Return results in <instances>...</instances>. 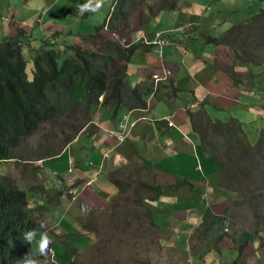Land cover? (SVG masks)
Instances as JSON below:
<instances>
[{
    "label": "crops",
    "instance_id": "obj_1",
    "mask_svg": "<svg viewBox=\"0 0 264 264\" xmlns=\"http://www.w3.org/2000/svg\"><path fill=\"white\" fill-rule=\"evenodd\" d=\"M152 2L147 0L133 11L128 27L116 33L102 31L107 40L114 37L124 46L137 47L129 61H114L112 73L120 67L125 68L126 75L118 91L109 102H103L104 94L98 97L89 120L54 159L55 168L72 185L68 190L78 193V187L83 188L81 199L73 193L76 199L72 201L69 191L60 197L67 198L69 217L78 226L76 220L82 213H74L87 210V202L95 206L92 211L112 209L114 215H133L143 222L150 231V243L143 248L148 264H202L203 258L205 264H215L222 259L216 254H222L226 246L232 261L242 243L241 259L254 264L264 259V247H259L253 233L252 213L243 212L247 206L237 204L234 190L220 185L218 165L202 149L203 137L197 126L198 115L204 110L210 116L212 108L223 111L233 107L237 112L243 109L244 101V110L256 116L236 115L235 119L248 123L262 119L251 107L264 115L257 102L264 89L254 91L248 72L254 66L237 65L225 53L228 46L213 45L207 36H219L229 26L245 22L264 8V1L161 0L156 9ZM31 3L47 4L41 17L43 34L49 37L54 29L60 30L51 39L61 37L67 47L72 41L67 34L73 28L83 33L95 25L96 10L92 11V6L96 8L97 4L92 0H25V4ZM85 3L89 6L84 7ZM61 6L72 7V14H57ZM156 32L169 43L158 47L148 42ZM9 34H14L12 27ZM93 40L89 37L86 47L94 49ZM67 47L62 50L69 53ZM153 75L161 79L154 83ZM139 96L145 101L144 107L133 104ZM124 116L126 129L121 131L118 125ZM177 182L182 185L176 186ZM141 183H152L155 189L143 188ZM227 222L229 231L214 246L218 230ZM60 226L75 229L72 224ZM108 235L121 245L118 237ZM146 237L138 242L146 241ZM127 253L120 246L118 254ZM143 254L136 257L140 259Z\"/></svg>",
    "mask_w": 264,
    "mask_h": 264
},
{
    "label": "trees",
    "instance_id": "obj_2",
    "mask_svg": "<svg viewBox=\"0 0 264 264\" xmlns=\"http://www.w3.org/2000/svg\"><path fill=\"white\" fill-rule=\"evenodd\" d=\"M146 1L113 0L104 21L97 26L90 25L94 26L92 34L76 31L87 41L89 36L94 37V49L86 47L85 43L84 46L67 47L70 53H66L62 50L63 43L51 41L60 32L57 29L46 37L43 33L36 34L19 27L15 30L16 35L4 34L0 38V161L14 158L27 165L31 161L57 155L89 120L92 105L98 101V97L104 94L103 102L110 101L126 76L125 68L116 67L112 73L114 61H129L137 44L124 46L114 37L107 40L103 38L102 31L106 28L115 32L128 27L133 11ZM44 5L47 4L43 3L38 7L41 9ZM72 12L73 9L69 6H61L56 10L60 16H67ZM263 39L264 8L245 22L229 26L219 36H207V41L213 45L222 44L232 48L235 56L239 50L243 56L255 57L254 62L260 67V73L264 70V60L256 61L255 51L258 49L264 54V45L261 43ZM25 53L33 64L31 77ZM233 61L235 62L234 59ZM248 72L251 86L257 91L254 82L259 76L254 77L252 70ZM261 88L260 85L259 89ZM139 97L133 104L144 107L145 101ZM258 98L257 102L264 112V95H259ZM47 123H50V127L45 126ZM197 128L203 137L202 149L218 165L220 185L238 192L240 185L249 183L255 186L256 191L249 196L244 193L245 199L237 204H247L252 210L255 225L253 233L255 236L256 233L259 235V247H264V129L261 130L257 143L251 145L245 138L240 121L230 119L220 122L211 118L205 110L198 115ZM35 130L40 131L35 149L30 155H26L25 149L29 146L26 140ZM228 150H231V155ZM254 174L258 176L256 181L253 179ZM183 181L193 186L186 179ZM141 185L143 188L155 189L152 183ZM181 185V182L176 183V186ZM227 231L226 226L218 230L214 246H217ZM244 244L237 249L231 264H246L241 259ZM218 250L221 252L220 248ZM206 261L204 258L201 260L202 264ZM215 262L220 264L221 260L217 259ZM0 264H8L1 245ZM254 264H264V259H258Z\"/></svg>",
    "mask_w": 264,
    "mask_h": 264
},
{
    "label": "rangeland",
    "instance_id": "obj_3",
    "mask_svg": "<svg viewBox=\"0 0 264 264\" xmlns=\"http://www.w3.org/2000/svg\"><path fill=\"white\" fill-rule=\"evenodd\" d=\"M92 1L94 4L100 3L102 5L98 9L92 6V11L96 10L94 17V23H95L94 26H97L100 25L106 18L113 0L112 1L104 0L103 2H101V0H92ZM160 4H161V0H153L152 2L153 9L159 8ZM46 6L47 5H44L41 9H38L40 7H38L37 4L31 3L27 5L25 4V0H0V38L4 34L7 35L9 31H11V27H13L12 22L5 20V18L10 17L8 15V9L17 12V23L19 22L20 25L23 24L22 27L27 31H33L36 34L44 33L43 29L45 27V24L41 23L42 22L41 17L43 15V10L44 8H46ZM151 16L152 13H149V17ZM28 19L30 20L26 22V20ZM68 19H70V16H68ZM69 21L70 20H65L63 22H69ZM94 26L90 27V29L86 31L88 32V35L93 33ZM13 35H16L15 31ZM67 36H69L70 38L72 37V41L68 43L69 47L71 45L84 46L87 41L86 39H84L83 36H79L78 33H76V29L74 28L71 30V34L69 33L67 34ZM57 41L59 44L63 43L62 48L67 47V45L64 43L61 37H58ZM261 43L264 45V39L261 41ZM225 51H226L225 53H227L235 60V63L237 65L254 66L252 69L253 76L254 77L259 76V79L256 82H254L256 83L255 88L256 90H260L259 87L261 85L262 86L261 90H263L264 70L261 71V73L259 72L260 67H258L254 62L256 58L252 57L251 55L243 56L241 55L239 50L237 51L238 55L235 56L233 49L230 47H227ZM255 53L257 57L256 61L264 60V54L258 51V49L255 51ZM162 55L159 57H162ZM25 57L29 59V55L26 53H25ZM27 66L29 70V76L31 77L32 76L31 72L33 67L32 62L29 63ZM196 71L197 68L194 69V73ZM189 75L192 77L194 76V74L191 72H189ZM244 102L245 103L242 107L243 109H240L237 112H235V109L233 107L223 108V111H225L224 115L222 114L223 111H219V109L215 110L214 108H212L210 113L213 116H211V118H214L216 120L217 117V120H219L220 122H227L230 121V119H235L236 115L243 117L244 116L255 117L256 115H253L249 110H244L245 104L247 103L246 101ZM251 107L257 112L258 116L261 117L262 119H257L253 123H248L247 121L242 122V120L244 119H240V118L237 119L242 123V129L246 140H248L251 145H254L257 143L261 130L264 129V115H261L258 112L257 107L255 106H251ZM45 126L50 127V123L45 124ZM39 135H40V131L35 130L27 138L26 141L29 144V146L25 149L26 155H30L32 150L35 149ZM231 153H232L231 150H228V154L231 155ZM257 158L260 160L259 157ZM32 162L35 161H31L30 162L31 164H28L27 166H22L20 162H16L14 160L1 162L0 173L4 175L6 172H9V176L14 179V183H19L21 181L24 183L25 186H33L34 188H37L39 190V192L36 193L37 194L36 200L43 202V204L42 203L39 204L40 205L42 204L44 207V210L42 211L43 212L42 217L44 221L38 218V221L42 227H44V224L49 225L53 220H56L58 218L60 219L61 225L72 224L73 226H75V229H72L71 227L63 228L58 225L63 232H61L62 235L60 236L55 234V241L58 242L61 241V246H58L56 244L55 249L56 250L59 249L61 251L63 249L64 260H66L68 263L73 262V264H78V263L107 264V260H113L114 264H124V263L135 264L139 262V259L136 257V255L138 254L141 255L142 252L146 254V249L143 248L146 245V243H150V235H149L150 231L147 230V226L144 225L143 222L140 221L141 223H143V226H141L140 222L137 221L133 217V215H129V216H123L119 214L114 215L112 209L109 210L107 208L99 207L96 208L94 211H92V209L95 208V206L92 203L87 202L88 205L87 210L82 209V212L74 213V215L76 213H82V215L79 216L78 220H76L79 224L78 226L69 217L70 212H68L69 209L67 207L68 204L67 198L64 196L62 199L60 195L59 196L55 195L56 193L55 190L59 189V186L56 184L55 179L61 180L63 178L61 176L60 170L58 168H55L57 167L56 163L53 161V165H52V163H46L44 161L37 163L36 162L32 163ZM255 169H257L256 166ZM250 171L252 172V167H250ZM253 179L255 181L258 179L257 174L253 175ZM246 185L249 186L245 189L244 187ZM78 189L80 190L78 193L77 192H73V193H76L75 195L77 196V198L81 199L80 194L82 193L83 188L78 187ZM255 191H256L255 186L249 183H246L244 186L240 185V191L239 192L237 190L235 191L237 194V203L245 199L244 198L245 194L249 196L251 193H254ZM49 196L53 197V199H49ZM76 196H74L75 199ZM82 197L83 199L85 198V192ZM30 198L32 197H29V200ZM54 201H56L57 203L54 204L53 203ZM29 205H31L30 202ZM246 206L247 208H245L244 209L245 211L243 212H246L247 214L248 210L249 211L252 210L249 208L247 204ZM56 208H57L56 211L57 213L54 211V209ZM141 218L144 219L143 217ZM50 228H53V226ZM59 228H55V230L60 232ZM116 230L118 231L116 232ZM108 234L115 235V237H118L121 242L120 245L121 248L122 249L126 248L128 253L119 255L118 254L120 249L119 244L109 239ZM145 234H147L146 241H141V243H139L138 241H140L141 239L140 237H142ZM245 238L246 235L244 236V239ZM229 252H230L229 247L226 246V250L222 254L219 253L216 254L218 257L222 258L220 259L222 264L232 263ZM186 261L188 260H185L184 263ZM139 264H145V263H139Z\"/></svg>",
    "mask_w": 264,
    "mask_h": 264
},
{
    "label": "clouds",
    "instance_id": "obj_4",
    "mask_svg": "<svg viewBox=\"0 0 264 264\" xmlns=\"http://www.w3.org/2000/svg\"><path fill=\"white\" fill-rule=\"evenodd\" d=\"M81 6L82 5H78V8H80ZM83 6L87 7L89 6V3H85ZM101 6L102 5L100 3H97L96 8L98 9ZM8 15L10 17L5 18V20L13 23L12 28L14 29V31L16 30V28L21 27L20 23H17V12L8 9ZM51 41L54 42L55 40L53 39ZM125 46H128V44ZM29 63H31L30 59H28L27 65ZM69 143H67L65 146H67ZM62 149L57 155L40 158L35 160V162L37 163L44 161L46 163H52L53 165L54 159L61 156V152L63 151ZM9 160H14L16 162L21 163V161H17L14 158L1 160L0 163ZM21 164L22 166L28 165L24 163ZM55 182L59 186V189L55 190L56 196H59L63 192L65 193V191H69L68 189L72 187V185H68L67 179L65 181V178H62L61 180L55 179ZM65 183L69 188L65 187ZM38 192L39 190L37 188H34L33 186H25L24 183L21 181L19 183H14V179L9 176V172H6L4 175L0 173V245L2 247L3 252L5 253L7 263L73 264V262L68 263L66 260L63 259V249L62 251L59 249H55L56 244L58 246H61V241H55V234L58 236L62 235L61 231L58 232L55 230V228H58L61 225L60 219L58 218L56 220H53L49 225L44 224V227H42L38 221V218L44 221L42 217V211L44 210V207L42 205L43 202L36 200V193ZM69 193L71 194V200L74 201L75 195L72 193V191H69ZM29 197L32 198H30L29 200ZM49 199H53V197L49 196ZM29 202L31 203V205H29ZM39 203L42 204L40 205ZM24 222H26L27 224ZM140 224L141 226H143V223L140 222ZM228 224V222L225 223L227 230H229ZM52 226L53 228H50ZM144 236L145 235L140 238L142 239L144 238ZM256 236L257 238H259V235L257 233ZM139 263L148 264L145 254H143L139 259V262L135 264ZM107 264H114V261L107 260Z\"/></svg>",
    "mask_w": 264,
    "mask_h": 264
},
{
    "label": "built area",
    "instance_id": "obj_5",
    "mask_svg": "<svg viewBox=\"0 0 264 264\" xmlns=\"http://www.w3.org/2000/svg\"><path fill=\"white\" fill-rule=\"evenodd\" d=\"M148 42H153L154 44H157L158 46H163L169 43V41H167L166 38H164V36L161 35L160 32H156L154 35V38L152 41H148ZM154 82L156 83L158 80L161 79V77L154 75ZM125 119V116L123 117L122 121H120L119 123V129H121L122 131H124L126 129L125 123L123 122V120Z\"/></svg>",
    "mask_w": 264,
    "mask_h": 264
}]
</instances>
